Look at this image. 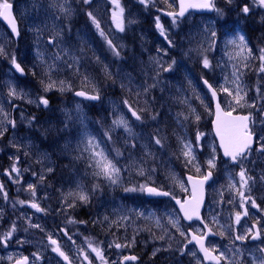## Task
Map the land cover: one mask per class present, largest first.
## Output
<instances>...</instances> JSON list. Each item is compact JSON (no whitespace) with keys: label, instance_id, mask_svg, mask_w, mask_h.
<instances>
[{"label":"rangeland","instance_id":"374dc122","mask_svg":"<svg viewBox=\"0 0 264 264\" xmlns=\"http://www.w3.org/2000/svg\"><path fill=\"white\" fill-rule=\"evenodd\" d=\"M4 1L14 4L23 34L14 48L0 22L4 231H20L19 245L60 264L31 232L56 221L73 234L65 244L77 264L118 259L114 244L133 221L155 229L178 223L172 208L145 198V186L182 192L187 172L212 169L206 217L225 238L222 257L226 264H264V245L239 241L249 220L233 199L237 168L221 159L207 127L212 107L202 86L203 78L211 81L226 110L254 113L259 139L249 161L264 178V0H214V14L184 20L162 14L174 10L175 0H0V7ZM16 50L22 75L12 68ZM79 88L101 100L75 98ZM1 248L0 264L21 255L16 245Z\"/></svg>","mask_w":264,"mask_h":264},{"label":"flooded vegetation","instance_id":"af4514ba","mask_svg":"<svg viewBox=\"0 0 264 264\" xmlns=\"http://www.w3.org/2000/svg\"><path fill=\"white\" fill-rule=\"evenodd\" d=\"M247 2H244V4ZM243 7H247L248 13H251V9L247 4ZM47 97L49 98V96ZM252 132L256 135L255 148H257L259 132L255 130ZM255 148L248 151L245 156L238 160L237 178L240 190L233 196L235 202L239 203L238 207L242 211L245 210V215L249 220V231L247 232L246 223L242 228V239L240 238L239 241L243 243L242 245L249 246L264 245V229L261 227V225L264 226V189H260L264 186V178L261 177L262 174L255 168V163L249 161L250 155L255 153ZM18 162L19 159H17L16 163ZM214 174L216 177L217 172L214 171ZM51 176L52 174H49L48 177L50 178ZM198 176L202 177L203 174H198ZM211 186L212 184L208 187L207 191L208 202ZM161 189L167 192L168 196L159 199H147L149 202H157L158 204L165 205L164 208H172L178 215L176 227L172 224H163L162 227L155 229L152 225L148 227V224L145 223L132 222V224L128 225V230H125V238L123 241L114 244V253H119V258L114 259L112 255L105 256L104 258L98 256L96 260L98 264H116V262L118 264H215L208 261L199 251L198 244L202 245L205 251L215 253L218 257V264H226V261L221 255L222 248L220 247L225 238L220 229L208 222L206 217L207 206L203 211L202 222H185L175 206V201L184 202L190 196L186 183L185 190L182 192H177L176 189L171 190L169 185ZM3 193L4 189L0 186V194ZM228 198L227 195H224L221 201L224 207H227L228 203H230L227 200ZM2 202L0 198V207L2 206ZM149 202H146V204ZM222 205L218 209V212L222 209ZM248 211L256 218H251ZM255 220H259V223H256ZM158 225L162 224L159 223ZM130 226H133V228ZM18 236L14 233L10 237V233L4 231L3 224L0 225V243L3 245V248H1L2 251L4 248L11 250L15 245L21 250V255L16 257L12 262L28 256L30 258L29 264H46L44 254H41L36 248L32 250L28 246L19 245L22 242L18 240ZM95 236L98 238V241H101L104 235L100 230L95 229ZM106 236L109 237L111 235ZM33 238L38 245L41 243L48 244L46 249L55 256L60 264H63L62 259L65 256L70 258L73 264H77L72 259L69 248L65 244V242L72 241L73 238L66 227L64 228L59 224H55L52 227V225L43 223L41 231L38 232L36 237L33 236ZM28 245L30 246L31 244L29 243ZM106 246L109 248L108 243H106ZM35 257L38 258L36 261Z\"/></svg>","mask_w":264,"mask_h":264},{"label":"water","instance_id":"95a60500","mask_svg":"<svg viewBox=\"0 0 264 264\" xmlns=\"http://www.w3.org/2000/svg\"><path fill=\"white\" fill-rule=\"evenodd\" d=\"M178 9L176 12L168 13L180 19L185 18L189 13L197 14L213 12L210 0H177ZM0 19L12 33L14 38L18 37V22L13 13L12 5L5 4L0 12ZM204 86L210 94L213 103V118L211 121L212 133L218 143V148L225 160H231L235 164L237 158L244 155L248 149L254 147V134H251L250 115L235 114L226 111L219 98L216 89L206 80ZM79 98L97 102L99 96L79 90L75 93ZM127 109L134 119L139 120V114L130 106ZM213 175L210 171L206 177L200 178L193 175H186L191 196L186 198L184 203H177V207L185 221H202V211L206 201V187L212 181ZM146 195L149 197H161V192L153 187L146 188ZM166 195V194H165ZM209 261H214L208 255ZM15 264H27L25 260Z\"/></svg>","mask_w":264,"mask_h":264},{"label":"trees","instance_id":"16d2710c","mask_svg":"<svg viewBox=\"0 0 264 264\" xmlns=\"http://www.w3.org/2000/svg\"><path fill=\"white\" fill-rule=\"evenodd\" d=\"M21 40H19V42H20ZM17 53V52H16ZM20 53V52H19ZM19 55V54H18ZM19 56H21V55H19ZM210 101V100H209ZM210 107H211V102H210ZM239 112V111H238ZM210 121H211V119L209 118V120H208V122H207V127H208V129H210Z\"/></svg>","mask_w":264,"mask_h":264}]
</instances>
